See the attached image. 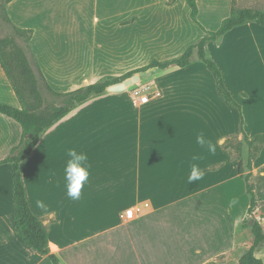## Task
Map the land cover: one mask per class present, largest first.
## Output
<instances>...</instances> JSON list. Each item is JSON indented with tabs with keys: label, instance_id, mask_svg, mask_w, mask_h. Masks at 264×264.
Returning a JSON list of instances; mask_svg holds the SVG:
<instances>
[{
	"label": "crops",
	"instance_id": "0c3cea01",
	"mask_svg": "<svg viewBox=\"0 0 264 264\" xmlns=\"http://www.w3.org/2000/svg\"><path fill=\"white\" fill-rule=\"evenodd\" d=\"M66 1L6 4L11 23L33 31L31 52L56 92L137 68L128 57L172 58L204 35L185 0H108L102 2L101 17L91 19L77 16L79 11L75 15ZM196 1L198 21L207 30L219 27L233 1L240 8L263 10L256 6L261 0ZM205 49L240 110L221 97L215 74L195 50L184 67L160 69L162 74L144 80L138 73L140 85L159 91L145 103L126 88L106 89L75 104L43 131L22 161L29 207L46 226L50 252L60 264H238L251 246L250 228L242 226L249 197L238 174L239 160L222 143L229 137L242 139L241 115L248 136L264 134V25H238L220 40L208 41ZM202 73L218 94H208ZM201 131L216 145L214 155L196 144ZM20 134L19 125L0 114V160ZM70 148L85 152L91 164L79 200L67 196L63 178ZM241 158H247L245 144ZM194 164L203 178L189 184ZM11 171L10 163L0 164V264H52L15 231ZM252 173H264V144ZM37 200L46 210L36 206ZM130 206L137 214L121 220L119 213ZM260 206L253 213L263 214L259 222L264 230ZM255 255L264 264V242Z\"/></svg>",
	"mask_w": 264,
	"mask_h": 264
},
{
	"label": "trees",
	"instance_id": "16d2710c",
	"mask_svg": "<svg viewBox=\"0 0 264 264\" xmlns=\"http://www.w3.org/2000/svg\"><path fill=\"white\" fill-rule=\"evenodd\" d=\"M10 1L6 0V4ZM185 2L189 7L191 20L203 31L204 35L198 41L188 45L180 56L163 61L154 59L148 64L130 70L121 76H106L100 81L92 82L63 93L54 91L47 84L34 59L30 47L33 31L13 25L5 7L6 20L12 26L15 36L22 39L23 44L22 46L18 44L13 36H0V67L18 102V105L14 106L0 101V114L14 120L19 125L21 134L18 143L11 149L8 156L0 160V164L10 163L12 166L14 228L16 233L36 252L47 255L52 264H60V262L58 257L50 252L46 226L42 219L36 216L29 207L22 183L20 166L22 161L38 143L43 131L64 116L75 104L100 95L108 86L121 82L135 73L144 72L149 68L158 67L160 69H167L170 66L184 67L192 61L193 52L196 50L198 59L205 63L215 74L221 97L227 103L237 106L240 110V105L235 101L226 87L221 71L216 63L207 55L205 47L208 41L220 40L227 31L238 25L250 21L264 25V11L249 7L240 8L233 1L230 14L221 21L219 27L215 30H207L198 21L197 1L185 0ZM26 50L30 52L31 57L35 61V68L37 69L39 78L43 80L47 89L58 98V102L51 106H45L44 108L41 106L43 100L38 87V79L31 67ZM59 103H63V105L59 106ZM240 133L243 136L242 139L234 136L226 138L222 143L223 149L238 158V174L245 182L246 192L249 197L247 217L244 219L242 226L250 228L253 239L251 246L239 258L238 264H263L262 260L256 257L255 248L264 242V230L253 212L261 199L264 198V194L259 192L264 187V173L254 175L252 173V163L263 147L264 134L260 133L248 136L243 130L242 115ZM243 144L247 146V158L245 161L241 158ZM252 179L257 183L255 187L251 181Z\"/></svg>",
	"mask_w": 264,
	"mask_h": 264
},
{
	"label": "rangeland",
	"instance_id": "374dc122",
	"mask_svg": "<svg viewBox=\"0 0 264 264\" xmlns=\"http://www.w3.org/2000/svg\"><path fill=\"white\" fill-rule=\"evenodd\" d=\"M108 0H67L66 2H68L69 5H71L75 15L76 12L79 11L77 16H83L85 18H93L94 16H99L101 17L102 11L103 9H101V5L102 2H105ZM238 3V0H237ZM78 6V8L76 7ZM256 6L261 7L264 10V0L259 1V3L257 2ZM5 7H6V0H0V36L1 37H5V36H13L17 43L20 44L22 46V39L15 36L14 31L12 29V26L8 23V21L6 20L5 17ZM77 9V10H75ZM184 52V51H183ZM182 52V53H183ZM27 55L29 56L30 59V64L31 67L34 70V73L38 79V87H39V91L42 95V108H44L45 106H51L54 103H56L58 101L57 97H55L46 87L45 83L43 82V80L41 78H39V74L37 72V69L35 68V61L33 60V58L31 57V54L28 50H26ZM171 53V52H170ZM181 53V54H182ZM208 53L210 55H212V47L208 50ZM181 54L174 56L172 58L178 57ZM194 60L196 62H199L197 57L194 56ZM159 60V61H163V60H167V59H171V56H168L166 54H158L157 56H136V57H128V64L129 65H136L137 68L144 66L146 64H148L150 61L152 60ZM193 61V60H192ZM199 64H201L204 68V70H206L208 72V75L212 78L213 74H211V71H209V69L202 63L199 62ZM151 68L147 69L150 70ZM152 73H146L145 75L143 74L144 72H140L141 74V78L144 80L147 77H157L158 75L162 74L163 70H160V68L155 67L153 69ZM202 73V83L206 86V91L208 92V94L213 95V94H218L217 89H213V87L215 88V86H213V84L211 83V80L209 78V76ZM105 78V77H104ZM103 78V79H104ZM102 80V79H101ZM97 81H100V79H97ZM96 82V81H95ZM145 88L144 85H140V82L137 80L134 84L130 85L129 87H127V92H132L134 89H139L140 91H142V89ZM154 90V88L152 87H147L144 91L148 94L151 93V91ZM156 90V89H155ZM215 90V91H214ZM217 91V92H216ZM214 92V93H213ZM14 100V101H13ZM0 101L11 104L12 102H15V104H13L14 106L18 105V102L16 100V98L14 97L6 79L4 74L2 73L1 69H0ZM12 105V104H11ZM4 153L0 152V156L3 155ZM253 182L254 187L256 186V182L255 180H251ZM245 184V183H244ZM256 190V189H255ZM261 194H264V187L261 188V190L259 191ZM258 192V193H259ZM256 195H258L256 193ZM260 209L263 210L264 208V198L261 199L260 201ZM259 214V210L257 211V216ZM255 216V215H254ZM255 216L258 220L262 221L263 214H261L260 217Z\"/></svg>",
	"mask_w": 264,
	"mask_h": 264
},
{
	"label": "clouds",
	"instance_id": "9594fccd",
	"mask_svg": "<svg viewBox=\"0 0 264 264\" xmlns=\"http://www.w3.org/2000/svg\"><path fill=\"white\" fill-rule=\"evenodd\" d=\"M196 144L206 149L212 155L216 152V145L210 139H207L202 131L196 135ZM66 156L63 178L67 196L72 200H79L82 189L89 180L91 164L89 163L88 155L85 152L77 151L75 148L68 149ZM202 178L203 172L201 169L195 164L192 165L188 176V183L191 184ZM232 203H236L235 199H233ZM36 206L46 210V205L42 200H37Z\"/></svg>",
	"mask_w": 264,
	"mask_h": 264
},
{
	"label": "built area",
	"instance_id": "2783aa9c",
	"mask_svg": "<svg viewBox=\"0 0 264 264\" xmlns=\"http://www.w3.org/2000/svg\"><path fill=\"white\" fill-rule=\"evenodd\" d=\"M147 87L143 88L142 91H140L139 89H134L131 92V96L133 98H135L136 100H138L140 103H145L147 102L151 96H158L159 95V91L158 90H152L150 94L146 93L144 90ZM137 208L134 206H130L124 210H122L119 213V218L121 220H126V219H130L133 218L136 214H137Z\"/></svg>",
	"mask_w": 264,
	"mask_h": 264
},
{
	"label": "water",
	"instance_id": "95a60500",
	"mask_svg": "<svg viewBox=\"0 0 264 264\" xmlns=\"http://www.w3.org/2000/svg\"><path fill=\"white\" fill-rule=\"evenodd\" d=\"M137 80H139V75L135 73L121 82L108 86L107 89L110 91H122L134 84Z\"/></svg>",
	"mask_w": 264,
	"mask_h": 264
}]
</instances>
